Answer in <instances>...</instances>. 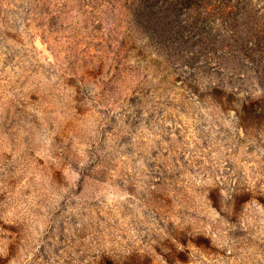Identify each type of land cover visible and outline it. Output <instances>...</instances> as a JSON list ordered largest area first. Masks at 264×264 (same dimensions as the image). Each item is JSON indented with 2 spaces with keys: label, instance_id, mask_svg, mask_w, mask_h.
<instances>
[{
  "label": "rangeland",
  "instance_id": "rangeland-1",
  "mask_svg": "<svg viewBox=\"0 0 264 264\" xmlns=\"http://www.w3.org/2000/svg\"><path fill=\"white\" fill-rule=\"evenodd\" d=\"M0 264H264V0H0Z\"/></svg>",
  "mask_w": 264,
  "mask_h": 264
}]
</instances>
